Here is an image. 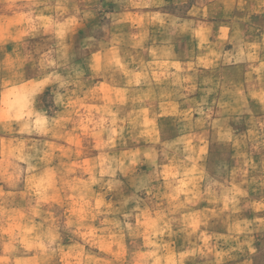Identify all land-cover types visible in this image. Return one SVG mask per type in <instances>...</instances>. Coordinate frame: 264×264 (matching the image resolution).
<instances>
[{
    "label": "clouds",
    "instance_id": "obj_1",
    "mask_svg": "<svg viewBox=\"0 0 264 264\" xmlns=\"http://www.w3.org/2000/svg\"><path fill=\"white\" fill-rule=\"evenodd\" d=\"M253 233L264 0H0V264H254Z\"/></svg>",
    "mask_w": 264,
    "mask_h": 264
},
{
    "label": "rangeland",
    "instance_id": "obj_2",
    "mask_svg": "<svg viewBox=\"0 0 264 264\" xmlns=\"http://www.w3.org/2000/svg\"><path fill=\"white\" fill-rule=\"evenodd\" d=\"M249 218H251V217H249ZM257 235H258V234H257ZM257 238H259V239H257V240L254 239V240H253V243H257V244L259 245V246H258L259 249L261 250V248L264 247V236H260V235H258ZM253 243H252V246L254 247ZM261 252H262V251H261ZM262 253H263V254L259 257V258H260V259H259L260 261H261V260H264V252H262Z\"/></svg>",
    "mask_w": 264,
    "mask_h": 264
},
{
    "label": "crops",
    "instance_id": "obj_3",
    "mask_svg": "<svg viewBox=\"0 0 264 264\" xmlns=\"http://www.w3.org/2000/svg\"><path fill=\"white\" fill-rule=\"evenodd\" d=\"M251 218H252V217H251ZM257 236H258V235H257L256 233H253V237H254L253 240H254V239H256V240L259 239V238H257ZM253 245H254V247L257 248L258 253H259L258 256H257V260L254 261V264H257V262L260 261V260H259V259H260L259 257H260L263 253L260 251V249H259V247H258L259 245H258L257 243H253Z\"/></svg>",
    "mask_w": 264,
    "mask_h": 264
}]
</instances>
